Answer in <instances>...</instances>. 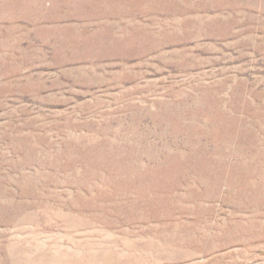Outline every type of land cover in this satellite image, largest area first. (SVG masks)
Listing matches in <instances>:
<instances>
[{
  "label": "rangeland",
  "instance_id": "1",
  "mask_svg": "<svg viewBox=\"0 0 264 264\" xmlns=\"http://www.w3.org/2000/svg\"><path fill=\"white\" fill-rule=\"evenodd\" d=\"M0 264H264V0H0Z\"/></svg>",
  "mask_w": 264,
  "mask_h": 264
}]
</instances>
